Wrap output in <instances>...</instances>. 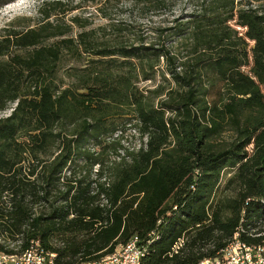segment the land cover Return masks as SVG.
<instances>
[{
	"label": "trees",
	"instance_id": "trees-1",
	"mask_svg": "<svg viewBox=\"0 0 264 264\" xmlns=\"http://www.w3.org/2000/svg\"><path fill=\"white\" fill-rule=\"evenodd\" d=\"M62 7L0 36V251L81 264L137 238L141 264H198L236 234L264 246V0H193L156 42L117 45Z\"/></svg>",
	"mask_w": 264,
	"mask_h": 264
},
{
	"label": "rangeland",
	"instance_id": "rangeland-1",
	"mask_svg": "<svg viewBox=\"0 0 264 264\" xmlns=\"http://www.w3.org/2000/svg\"><path fill=\"white\" fill-rule=\"evenodd\" d=\"M60 1L63 10L67 11L66 15L60 14L61 11L56 9L54 14L57 15L53 16L52 20L71 24L70 19L76 17L80 19L81 24L86 25V28L94 31V37L98 42L109 45L136 44L142 39L145 43L156 42L159 30L171 29L193 11V0H171L167 6L160 9L144 6L138 0ZM40 3L41 0H13L0 7V36L8 26L23 29L27 24L26 19L29 20L30 25H35L39 19L37 8ZM78 32L79 28L73 25L71 34L75 35ZM79 65V62L66 56L61 63V71L69 66ZM62 75L60 72V76ZM157 80L154 83L140 82L138 85L142 89H154L155 84L159 82ZM10 111L8 109L0 113V117L9 115ZM123 138L122 144L129 150L137 149L141 145V140L133 129L127 130ZM227 177L226 175L221 177V186L224 185ZM10 247H14V244H10Z\"/></svg>",
	"mask_w": 264,
	"mask_h": 264
},
{
	"label": "built area",
	"instance_id": "built-area-1",
	"mask_svg": "<svg viewBox=\"0 0 264 264\" xmlns=\"http://www.w3.org/2000/svg\"><path fill=\"white\" fill-rule=\"evenodd\" d=\"M137 238H132L131 245L126 247V255L114 257L109 264H134V258L142 256L144 249L138 244ZM179 247V244L177 245ZM0 264H51L45 255L38 253V244L32 251V258L27 263H18L16 260L0 258ZM218 264H264V250L248 251L242 247L241 241L236 239L235 247L229 249L224 255H219Z\"/></svg>",
	"mask_w": 264,
	"mask_h": 264
},
{
	"label": "bare ground",
	"instance_id": "bare-ground-1",
	"mask_svg": "<svg viewBox=\"0 0 264 264\" xmlns=\"http://www.w3.org/2000/svg\"><path fill=\"white\" fill-rule=\"evenodd\" d=\"M236 239H238V235L237 234L231 240V242L228 243V245L220 253V255L227 254L229 252V249L235 247ZM2 243H3L2 239L0 238V245ZM37 244H38V253L45 255L46 258H48V261L51 262V264H56L55 263V256L52 253H48L45 250H43V248L40 246V244L38 242H31L29 244L28 248L26 249V251H24L22 253H14V254L12 253V254H10V253H4V252L0 251V258H5V259H8V260H16V259H18V263H27V259H31L32 258V251L35 249V246H37ZM129 245H131V241H129L128 243H126L124 245L117 246L112 253L104 256L103 258H101L98 261L81 263V264H109L111 261L114 260V257L126 255V247L125 246H129ZM180 245L181 244L179 242V246ZM242 247L244 249H248V251H262V250H264V246H259V247L254 248V247H250V246L246 245L245 243H242ZM177 248L178 247L175 246L174 247V251ZM142 257H143V253H142V256H139V258H134V264H141ZM218 257H219V255H218ZM218 257H216L214 259H205V260L201 261L198 264H218Z\"/></svg>",
	"mask_w": 264,
	"mask_h": 264
}]
</instances>
